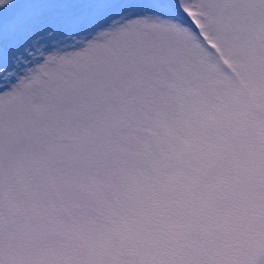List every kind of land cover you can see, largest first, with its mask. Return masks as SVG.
Wrapping results in <instances>:
<instances>
[{
  "label": "snow or ice",
  "instance_id": "snow-or-ice-1",
  "mask_svg": "<svg viewBox=\"0 0 264 264\" xmlns=\"http://www.w3.org/2000/svg\"><path fill=\"white\" fill-rule=\"evenodd\" d=\"M0 264H264V0H0Z\"/></svg>",
  "mask_w": 264,
  "mask_h": 264
}]
</instances>
